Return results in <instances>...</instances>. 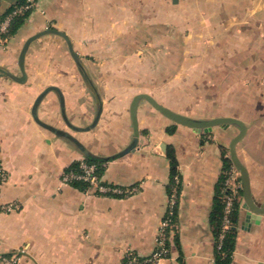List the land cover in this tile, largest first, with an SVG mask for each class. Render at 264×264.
<instances>
[{
    "label": "crops",
    "instance_id": "1",
    "mask_svg": "<svg viewBox=\"0 0 264 264\" xmlns=\"http://www.w3.org/2000/svg\"><path fill=\"white\" fill-rule=\"evenodd\" d=\"M17 0H0V16ZM64 31L103 100L96 99L65 51L48 33L29 46L27 80L0 75V253L23 250V264H126L125 253L149 255L166 215L174 150L181 191L178 228L161 264H219L212 213L224 173V153L239 133L231 124L209 133L175 123L147 99L137 117L133 97L148 93L166 107L195 118L232 116L247 132L237 153L253 196L264 201V0H39L17 31L0 43V66L21 75L19 53L31 35ZM75 62V61H74ZM43 121L32 109L38 95ZM62 105L64 107H62ZM64 108V109H63ZM98 159L104 182L133 194H103L85 181L62 183L81 158ZM239 213L229 264H264V214L248 227Z\"/></svg>",
    "mask_w": 264,
    "mask_h": 264
},
{
    "label": "built area",
    "instance_id": "2",
    "mask_svg": "<svg viewBox=\"0 0 264 264\" xmlns=\"http://www.w3.org/2000/svg\"><path fill=\"white\" fill-rule=\"evenodd\" d=\"M39 0H23L15 1L9 8L6 16L0 23V43L6 42L9 38L7 33L13 21L19 17L26 15L29 11L34 10L38 5ZM106 163L91 161L88 158L79 159L75 166L69 167L62 173V183L70 184L76 181H85L89 185L94 186L98 192L103 194H133L139 190L138 184H133L128 187H120L115 184L104 182L101 178V168ZM225 177L223 184V218L221 224V234L218 240V248L221 249L222 241L226 236L227 231L232 226L231 214L233 212L236 201L244 200L242 194V181L240 171L234 164L224 170ZM8 173L0 161V183L8 179ZM181 178L176 174L171 183L169 190V203L166 215L161 221L159 235L157 237L156 247L149 255H139L134 251L127 250L125 253L126 264H161V261L170 255L171 246L169 242L178 228V223L175 221V213L177 214V205L179 202ZM17 203H7L0 205V212H10L17 210ZM24 251L17 250L12 253H0V264H23Z\"/></svg>",
    "mask_w": 264,
    "mask_h": 264
},
{
    "label": "water",
    "instance_id": "3",
    "mask_svg": "<svg viewBox=\"0 0 264 264\" xmlns=\"http://www.w3.org/2000/svg\"><path fill=\"white\" fill-rule=\"evenodd\" d=\"M48 33L58 34L66 40V42L68 44L69 51H70L72 57L74 58L75 62L77 63L78 69H79L81 75L83 76L84 81L87 83V85L89 86V88L91 89L92 93L95 96L97 110H96L94 122L91 124V127H92L96 124V122H97V120L101 114L103 100L101 98V95L99 93L97 85L94 83V81L92 80L90 75L87 73V70H86L83 62L81 61L80 56L78 55V53L74 49V46H73L71 39L69 38V36L64 31L54 29V28H50V29H45L43 31L35 33V34L31 35L30 37H28V39L23 44V47L19 53V58H18V63H19V67L21 70V75H15L10 70H8L4 67H1V66H0V75H8L18 82H25L27 80V71L25 68V59H26V54H27V51L29 49V46L33 40H35V39H37L43 35H46ZM51 89H57V87L50 85V86L46 87L38 95V97H37V99L33 105V109H32V113H33L34 118L41 125L53 130L59 136L69 138V139H72L73 141H75V143L85 153V155H87V157H91V158L94 157L69 132L64 131L62 129H59V128L43 121L42 119H40V117L38 115V105H39L41 99L43 98V96ZM141 99H147L154 107H156L159 111H161L163 114H165L171 120H173L175 123L191 127L200 133H209V132L213 131L214 127L219 126V125L222 127H226V126H229L231 124H234V125H237L239 127V133L237 135H235L233 137L232 141L230 142V158H231L233 164L235 165V167L240 171V174H241L242 191H243V197H244L243 208L246 210L245 221L243 224L246 227H248L252 222L258 223L261 220L262 215L264 214V201H257L255 199V197L253 196L252 191H251L250 176H249L248 169L243 164V162L241 161V159L239 158L238 153H237V144L243 139V137L245 136V134L247 132L246 123L243 120H241L237 117H232V116H218V117L207 118V119L191 117V116L176 112V111L166 107L165 105H163L159 101H157L155 99V97H153L152 95H150L148 93H139L133 97V99L131 101V105H130V112H131V117H132V121H133L134 136H133V142L130 145V147H128L127 150L134 149L135 146L137 145V142H138L139 122H138V117H137V110H138V106H139ZM62 107H64V106L62 105Z\"/></svg>",
    "mask_w": 264,
    "mask_h": 264
},
{
    "label": "trees",
    "instance_id": "4",
    "mask_svg": "<svg viewBox=\"0 0 264 264\" xmlns=\"http://www.w3.org/2000/svg\"><path fill=\"white\" fill-rule=\"evenodd\" d=\"M18 1H23V0H18ZM32 11L33 10L29 11L26 15L17 17L13 21V23L11 24V27L7 33V36H9V37L12 36L17 31V29L21 26V24L26 19V17L29 15V13H31ZM7 12H6V14H7ZM6 14L0 16V23L4 19V17L6 16ZM223 153H224V161H225V166H224V170H225L230 165H232L233 162H232L230 157L226 156L227 150H225V152H223ZM168 155L171 159V164H172V170H171V175H172L171 181H172L173 177L176 174H179L178 170H177V159H176L174 150H169ZM89 160L97 161L98 159L89 158ZM224 177H225V174L223 173L221 176V181H220V186H219L220 190H219V192L217 194V198H216V206H215V209L212 213L213 222H214L215 227H216L215 232H216L217 245H218L219 236H220L221 231H222L221 224H222L223 209H224L222 181H223ZM169 190H170V186H169ZM180 190H181V184H180ZM242 194H243V192H242ZM241 207H242L241 201H236L233 212L231 214L232 226L229 228V230L226 233V236L224 237V239L222 241L221 249H219L217 246V262L219 264H229L231 259H232L233 250L235 248V242H236V234H237L238 226H239V213H240ZM176 217H177V214L175 213V216H174L175 221H177Z\"/></svg>",
    "mask_w": 264,
    "mask_h": 264
},
{
    "label": "rangeland",
    "instance_id": "5",
    "mask_svg": "<svg viewBox=\"0 0 264 264\" xmlns=\"http://www.w3.org/2000/svg\"><path fill=\"white\" fill-rule=\"evenodd\" d=\"M66 41V40H65ZM3 46H6L7 45V42H3V43H1ZM75 49V48H74ZM63 51H65V55L66 56H68V58H70L71 60H72V62H73V66H74V68L76 67V62H74L75 60H74V58L72 57V55H71V53H70V51H69V48H68V44H67V42H63ZM85 66V65H84ZM78 68V67H77Z\"/></svg>",
    "mask_w": 264,
    "mask_h": 264
}]
</instances>
